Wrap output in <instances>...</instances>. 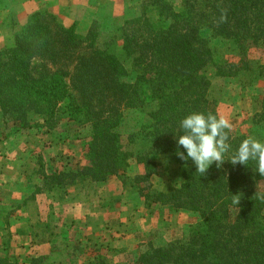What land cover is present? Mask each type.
Instances as JSON below:
<instances>
[{"label": "trees", "instance_id": "16d2710c", "mask_svg": "<svg viewBox=\"0 0 264 264\" xmlns=\"http://www.w3.org/2000/svg\"><path fill=\"white\" fill-rule=\"evenodd\" d=\"M180 5L175 10L171 0H140L137 13L101 44L96 25L81 35L75 22L64 24L48 11L29 15L13 45L0 49L1 118L20 128L30 126L33 115L49 129L64 119L88 125V164L69 176L103 181L120 174L127 166L123 142L138 140L137 184L157 173L152 156L178 165V186L168 193L146 192L144 204L160 202L197 213L199 220L185 242L145 251L137 264H264V199L259 198L264 176L255 161H228L246 136L229 133L225 161L220 167L213 162L203 176L191 159L177 156L187 155L177 143L183 118L194 112L218 116L216 100L209 97V67L216 76L236 75L248 68L250 51L264 45V0H180ZM218 5L228 11L227 22L219 25ZM211 38L227 41L236 59L215 63ZM130 113L141 118L132 121ZM254 122L264 124V94ZM233 195L240 196L238 205ZM0 264L21 260L0 256Z\"/></svg>", "mask_w": 264, "mask_h": 264}, {"label": "rangeland", "instance_id": "374dc122", "mask_svg": "<svg viewBox=\"0 0 264 264\" xmlns=\"http://www.w3.org/2000/svg\"><path fill=\"white\" fill-rule=\"evenodd\" d=\"M171 1L174 9L180 10V0ZM22 2L20 16L12 15L6 25L0 24V49L7 47L8 32L14 35L29 15L40 11L52 13L64 24L75 22L81 35L96 25L97 40L105 43L113 39L117 26L137 13L140 4V0ZM150 17L153 18L151 14ZM210 46L215 63L236 59L235 50L227 41L211 38ZM249 54L248 68L233 76H216L215 68L209 67V97L216 100L218 116L223 115L232 123V136H253L264 142V124L254 122L264 94V45ZM129 117L136 121L141 115L130 113ZM29 121L30 126L20 128L19 124L4 123L0 114V161L11 158L15 164L24 153L22 146L28 152L25 171L37 170L27 177L38 195L42 215L37 214L35 219L29 216L26 224L21 218L10 220L16 215L15 207L22 204L11 195L3 198L0 191V256L17 258L21 264H30L29 258L38 256L44 257L39 264H137V258L145 251L186 241L190 228L199 220L197 213L175 211L160 202L149 207L144 204L146 192L168 193L178 186L181 179L177 164L152 156L157 173L148 182L137 184L134 179L142 171L135 158L141 150L138 140L135 144L123 142L127 166L121 168L120 174L103 181L85 180L84 174L69 176L72 171L82 172L88 164V125L77 126L64 119L49 129L39 125L42 121L37 115ZM15 168L8 169L14 179ZM260 190L263 193L264 186ZM12 192L14 195L15 190ZM26 226L29 227L24 230Z\"/></svg>", "mask_w": 264, "mask_h": 264}, {"label": "clouds", "instance_id": "9594fccd", "mask_svg": "<svg viewBox=\"0 0 264 264\" xmlns=\"http://www.w3.org/2000/svg\"><path fill=\"white\" fill-rule=\"evenodd\" d=\"M220 16L216 19L217 25L227 22L228 11L218 5ZM183 134L178 136L177 143L182 146L187 155L177 152V156L182 160L191 159L196 165V172L201 176L205 175L209 167L216 163L220 167L225 161V154L229 152L231 146L228 143L229 133L233 129L230 120L223 116L212 113L194 112L187 115L180 121ZM233 165L239 163L248 165L249 161H255L256 171L264 176V142L253 136H248L239 145L236 152L228 159ZM256 195H259L256 193ZM264 199V195H259ZM239 195H233L232 203L238 205Z\"/></svg>", "mask_w": 264, "mask_h": 264}, {"label": "crops", "instance_id": "0c3cea01", "mask_svg": "<svg viewBox=\"0 0 264 264\" xmlns=\"http://www.w3.org/2000/svg\"><path fill=\"white\" fill-rule=\"evenodd\" d=\"M23 2L22 0H0V24L6 25L8 22V18L12 15H19L22 11ZM11 28V27H9ZM6 30L7 27L5 28ZM16 29V27H15ZM9 35H7V47H11L13 44V33L8 32ZM22 150L24 153H22L20 158L16 159L15 164L12 163L11 158H5V160L0 161V191L2 192V197L5 198V196L11 195L12 198H15L17 203L21 205V207H15L18 208L16 211L15 217L12 216L9 219L13 220L15 218H21V222L24 224L28 223V217L32 215V217L35 219L37 214L39 217H41L42 213L40 212V209L38 208V195L35 194V191L32 190L30 187L29 178L27 177V174L29 173H35L37 170L34 168L31 169V171L28 173L25 171L26 166L28 164V152L25 151L24 147L22 146ZM9 159V160H8ZM16 167V177L15 179L12 176V173L9 172V168ZM35 170V171H34ZM17 187H19L21 190H18ZM15 190V194L13 195V192ZM48 197V196H47ZM24 202H26V206H24ZM48 216L49 213H48ZM39 221V220H38ZM41 222V221H40ZM38 222V223H40ZM29 226H26L28 228ZM11 228L12 225H11ZM17 230H23L22 227H18Z\"/></svg>", "mask_w": 264, "mask_h": 264}]
</instances>
